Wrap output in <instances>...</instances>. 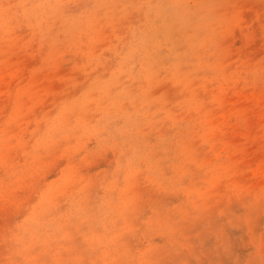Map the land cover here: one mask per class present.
Instances as JSON below:
<instances>
[{
    "label": "rangeland",
    "instance_id": "374dc122",
    "mask_svg": "<svg viewBox=\"0 0 264 264\" xmlns=\"http://www.w3.org/2000/svg\"><path fill=\"white\" fill-rule=\"evenodd\" d=\"M218 8L0 12V264H264V0L229 9L227 68L193 79ZM117 128L130 168L84 162Z\"/></svg>",
    "mask_w": 264,
    "mask_h": 264
},
{
    "label": "clouds",
    "instance_id": "9594fccd",
    "mask_svg": "<svg viewBox=\"0 0 264 264\" xmlns=\"http://www.w3.org/2000/svg\"><path fill=\"white\" fill-rule=\"evenodd\" d=\"M111 0H0V12L13 11L22 9L25 18L32 17L37 23L43 22L45 19L46 10L54 9L56 11L50 14L49 23L54 24L56 19L62 17L57 15L59 10L66 5H72L80 9V16L77 19L83 21L89 15L99 12V10L110 3ZM219 8L215 16L205 25L203 35L198 44V53L196 54V63L192 67L193 79L197 77L194 73L209 69L221 76L227 68V59L232 55L231 46L229 45L226 36L230 33L233 25L234 16H230L229 9H234L240 0H216ZM256 23L255 20L251 22ZM246 28L250 24L245 25ZM264 27V26H262ZM187 55V53H177V56ZM131 59V55L126 57ZM264 59V58H261ZM126 71V69H125ZM182 121H177L179 125ZM124 133L120 128L114 130L113 134L99 141L92 148L85 146L82 149L85 152L83 157L84 162L94 160L97 157H102L107 152L117 153L116 156V172L121 170L127 171L131 166V159L128 157L130 146H126L123 140ZM30 229L25 227L16 237V242L24 239L25 233ZM24 249H21L18 255H23ZM10 264H24L23 260H11Z\"/></svg>",
    "mask_w": 264,
    "mask_h": 264
}]
</instances>
